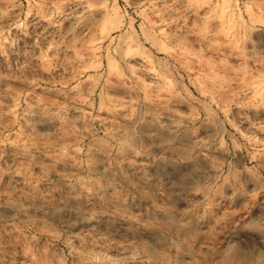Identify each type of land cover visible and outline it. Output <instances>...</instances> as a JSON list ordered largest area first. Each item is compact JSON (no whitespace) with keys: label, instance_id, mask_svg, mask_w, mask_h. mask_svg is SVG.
<instances>
[{"label":"rangeland","instance_id":"rangeland-1","mask_svg":"<svg viewBox=\"0 0 264 264\" xmlns=\"http://www.w3.org/2000/svg\"><path fill=\"white\" fill-rule=\"evenodd\" d=\"M0 264H264V0H0Z\"/></svg>","mask_w":264,"mask_h":264}]
</instances>
